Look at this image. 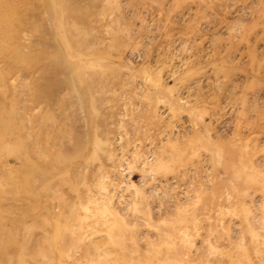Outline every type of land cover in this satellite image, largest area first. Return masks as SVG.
<instances>
[{
  "label": "rangeland",
  "instance_id": "374dc122",
  "mask_svg": "<svg viewBox=\"0 0 264 264\" xmlns=\"http://www.w3.org/2000/svg\"><path fill=\"white\" fill-rule=\"evenodd\" d=\"M0 264H264V0H0Z\"/></svg>",
  "mask_w": 264,
  "mask_h": 264
}]
</instances>
